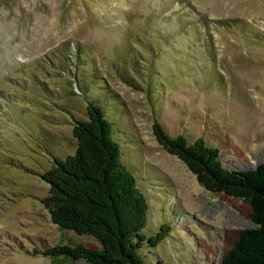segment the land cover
I'll list each match as a JSON object with an SVG mask.
<instances>
[{
	"label": "rangeland",
	"instance_id": "rangeland-1",
	"mask_svg": "<svg viewBox=\"0 0 264 264\" xmlns=\"http://www.w3.org/2000/svg\"><path fill=\"white\" fill-rule=\"evenodd\" d=\"M75 73L113 104L99 103L146 197L143 234L171 228L141 248L146 263L220 264L253 227L250 204L205 190L152 125L202 138L228 170L264 162V0H0V264H88L32 251L99 248L40 202V174L74 152L72 119H86Z\"/></svg>",
	"mask_w": 264,
	"mask_h": 264
},
{
	"label": "trees",
	"instance_id": "trees-1",
	"mask_svg": "<svg viewBox=\"0 0 264 264\" xmlns=\"http://www.w3.org/2000/svg\"><path fill=\"white\" fill-rule=\"evenodd\" d=\"M74 77L86 101V119L71 118L74 152L63 159L52 157L49 169L40 174L48 188L40 202L59 230L92 237L99 248L59 245L32 252L55 262L149 264L139 251L144 246L157 247L171 228L160 225L154 236L143 234L148 203L121 160L120 146L112 138L114 124L100 105L104 101L107 106L113 104L98 92L99 86L87 89L78 74ZM89 92L98 94L96 101L88 97ZM152 131L161 149L181 161L205 190L250 204L253 227L240 233L220 264H264V162L253 169L228 170L218 149L202 138L189 142L182 134L170 136L158 123L152 125Z\"/></svg>",
	"mask_w": 264,
	"mask_h": 264
}]
</instances>
